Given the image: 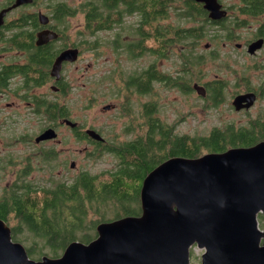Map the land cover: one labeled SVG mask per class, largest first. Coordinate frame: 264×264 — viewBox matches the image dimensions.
<instances>
[{
	"label": "flooded vegetation",
	"instance_id": "flooded-vegetation-1",
	"mask_svg": "<svg viewBox=\"0 0 264 264\" xmlns=\"http://www.w3.org/2000/svg\"><path fill=\"white\" fill-rule=\"evenodd\" d=\"M84 1L0 0V130H27L29 127L34 130L31 137L22 136L21 142L31 145L26 155L21 156L25 161L19 159L14 162L8 155L0 156L3 173H11L10 180L16 178L19 171L40 168L43 162L59 158L60 154H65L66 159L58 162L61 167L55 176L72 178L71 171H77V166L71 157L77 155L78 140H87L93 144V149L88 146L81 149L88 156L101 146L100 143H106L105 137V140H97L86 134L87 128L82 129V126L71 117V112H68V103L72 98L76 99L77 91L76 85L70 81L73 79L76 83L73 77L79 69L77 64L81 61L83 53L99 49L92 47V42L96 40L92 39L98 32L113 31L111 43L114 45V40L118 47L121 46L120 40L116 38L122 35L125 39L121 32L127 17L134 19L136 17L134 56L140 58L145 52H150L153 59L146 68L142 69L140 66L127 78L123 69L117 67L118 73L115 72L118 78L123 79L116 84L117 88L120 87L116 92L119 98L116 103H107L110 107L106 109L103 107V110L122 109L119 117L125 119L127 115H131L127 107L128 90L133 92L136 88L138 91L134 92L150 91L156 96L158 92L156 83H165L161 80L164 76L171 79L179 77L185 71L184 66L191 62L198 66H228L231 72L228 92L224 90L228 83L217 74L208 81H203L201 76H198L193 80L192 89L189 91L195 90L193 84L197 82L206 89V94L200 95L204 106L211 102L213 107H217L227 99L231 111L247 116V123L238 118L229 126L236 131H243L251 142L229 145L227 149L251 146L264 141V106H260L253 113L254 108L264 100V0H209L213 2L212 7L220 12L219 17L211 16L212 10L206 5L208 0H178L176 6L173 0H167L161 6L163 10L152 12L150 18H147L141 9L125 15L122 13L124 6L122 0H109L104 7L105 19L100 27L88 25V10L80 8ZM174 8L181 14V19L193 21L195 24L191 26L174 24ZM78 16L83 17L86 26L81 25L78 28L76 19ZM72 19L76 21L71 23ZM174 26H177L178 34L194 30L201 36L196 43L185 41L184 38H178L174 42L172 34ZM142 30L149 31L148 38L143 39ZM207 31L210 39L202 47L201 38ZM143 40L146 45L145 51H142ZM149 40H152V45H147ZM69 49H77L78 57L75 60L63 59L55 67L56 59L63 51ZM117 49L114 47V50ZM163 66H180L181 70L177 76H173L172 73L164 71ZM88 69L89 65H86V70ZM129 77L131 78L128 79ZM212 89L216 94L214 97H210ZM245 93L254 94L252 104L246 106L249 101H244L237 107L234 103L235 98ZM151 105L148 117L141 113L139 122L136 120L131 122L134 130L147 127L148 123V129L151 127L175 130L178 123L183 121L181 117L167 122L159 115L156 102H151ZM74 109L73 107L72 111ZM68 120L77 122V125L72 126ZM160 121L165 124H161ZM50 128L57 132V136L37 142L36 137ZM4 137L0 138L1 142ZM32 138L35 143L32 142ZM10 142L14 143V140L10 139ZM39 158L43 160L42 163ZM9 160L13 161L8 162ZM51 178L54 177L47 179ZM71 183L65 181V184ZM259 216L263 217L261 213ZM260 228L264 230V225Z\"/></svg>",
	"mask_w": 264,
	"mask_h": 264
},
{
	"label": "water",
	"instance_id": "water-1",
	"mask_svg": "<svg viewBox=\"0 0 264 264\" xmlns=\"http://www.w3.org/2000/svg\"><path fill=\"white\" fill-rule=\"evenodd\" d=\"M212 4H206L211 16L219 17ZM77 57V49L63 51L54 66ZM193 88L206 94L197 82ZM253 99V93H245L234 103L240 107L249 101V106ZM85 132L105 140L93 128ZM56 136L50 128L36 141ZM139 200V214L100 221L96 238L72 240L61 255L39 259L13 239L11 226L0 217V264H189L194 245L204 248L202 264H264V230L259 227V214L264 217V141L197 157L171 156L144 177Z\"/></svg>",
	"mask_w": 264,
	"mask_h": 264
},
{
	"label": "rangeland",
	"instance_id": "rangeland-1",
	"mask_svg": "<svg viewBox=\"0 0 264 264\" xmlns=\"http://www.w3.org/2000/svg\"><path fill=\"white\" fill-rule=\"evenodd\" d=\"M177 2L178 0H173L174 6H176ZM173 15L175 17L173 18L174 24L180 26H191L195 24L193 21L181 19L182 16L177 12L176 8L173 10ZM76 19L78 28H80L81 25L83 26V17L78 16ZM76 19H72L71 23H74ZM126 19L125 26L121 32L124 35V38L129 36L128 34L131 26H135L134 22L136 17L135 19L133 17H127ZM112 35L113 31L108 30L98 32L95 35L92 40H101L100 48L93 51H85L83 53L81 61L77 64L79 69L73 77L76 79V83L73 79L70 81L72 84L76 85L77 91L75 95L76 99L72 98L68 103L67 108L68 112H71V117L82 126V129L94 128L112 143L121 142L123 140H132L136 137L141 139L143 133L148 130L149 123L147 127L145 126L142 129L136 128V130H134L131 127V122L133 120L139 122L141 113L148 117V110L152 108L151 102H156L159 115L167 122H171L172 119L183 118V121L178 123L177 128L172 130L178 136H205L210 134L215 128L222 130L227 129L229 124H232L234 120L238 118L244 123H247V116L245 114L236 113L230 110V104L227 102V99H225L223 104L217 107H213L211 102H209L207 106H204L201 96L198 95L195 90L189 91L190 86L184 87L181 84H171L170 82L167 84H160V82L156 83L158 90L156 96H153L150 91L138 93L134 92L138 91L136 88L133 92L128 90L127 95L129 102H127V107L131 115H127L125 119L119 117L120 113H122V109L114 111L103 110V107L107 103H116L117 98H119L116 95V92H118V89L120 90V87L117 88L116 84H118V81H123V79L121 77L118 78L117 67L123 69L125 77L127 78L129 74L134 72V70L137 71L140 66L142 69L146 68L150 60L153 59L150 52H145L142 57L137 58L127 54L124 47H119L117 50H114V45L111 43L113 38ZM201 39L202 41L200 42V45L203 47L206 42H209V31L205 32ZM147 45H152V40L147 41ZM92 47H94L93 44ZM86 65H89L88 70H86ZM162 69L166 72L172 73L171 75L173 76H177L180 73L181 67L163 66ZM228 69H230L228 66H200V76L203 81H208L213 79L216 74L219 75L228 83L224 88L225 92H228L230 90L229 79L231 74ZM130 78L131 77L128 79ZM253 82L255 81L253 80ZM183 90L188 92L186 93ZM130 96H132V98H130ZM225 96L227 97V94ZM260 106H264V100L254 108L253 113ZM73 107L75 109L72 111ZM128 118H130V120H128ZM160 123L165 124L163 121H160ZM33 131L34 130H32L31 127L27 130H0V138L2 137L3 139L5 136L2 142L0 140V156L8 155L14 160V162L19 159L21 161L24 160L21 156L24 157L26 155V152L31 145H29V143H22V136L29 135L31 137ZM10 139H13L14 143H11ZM16 140H18V142ZM32 142L35 143L33 138ZM76 146L78 148L77 155L72 156L71 159L75 160L77 171H71L73 175L72 178L60 177V180L71 183L82 172H89L92 175H99L102 177L117 167V157L111 152L104 149L105 151L101 152L99 155H95V151L94 153H91L93 156H88L86 153L82 152L81 149H85L86 146L93 149V144L82 139L78 140ZM96 149H99V147ZM205 152L208 151L203 150L202 154ZM64 159H66L65 154H60L59 158H54L51 161L43 163V160L39 158L42 166L40 168H32L26 175V179L35 186L40 185L49 187L52 178L50 180L47 178H56L55 174L61 167V165H58V162ZM13 160H9L8 162ZM10 179L11 173H3V169L0 165V195L4 192L5 187H8L15 180V177L13 180ZM138 207L139 210H141L139 196ZM118 212L119 209L116 205L109 204L105 207L102 214L91 212L90 217L98 223L100 221L112 220L124 215L122 213L118 215ZM139 213L140 212H138V214ZM263 225L264 218L259 216V227H262ZM91 233V240L97 237L96 225ZM13 239L21 242L27 249L29 256L33 259H39L42 255L52 257L59 256L64 251V247L59 245L58 253L56 254L48 245H45L44 242L33 239L27 230L22 231L17 237L14 236ZM203 252L204 248L197 245L192 246L190 249L189 264H202Z\"/></svg>",
	"mask_w": 264,
	"mask_h": 264
},
{
	"label": "trees",
	"instance_id": "trees-1",
	"mask_svg": "<svg viewBox=\"0 0 264 264\" xmlns=\"http://www.w3.org/2000/svg\"><path fill=\"white\" fill-rule=\"evenodd\" d=\"M122 1L124 5L122 13L127 15L141 9L147 18L151 17L152 12H161L160 10H163L161 6L167 2V0ZM107 3L109 0H85L80 4L81 10H88V25L101 26L105 19L104 7ZM90 4L92 7L89 8ZM86 25V22H83V26ZM134 28L131 26L129 36L125 39L122 35L116 38L120 40L121 46H125V52L132 56L135 55L136 49ZM176 28L177 26H174L172 29L174 42L178 38H184L185 41L196 43L201 36L192 29L178 34ZM149 35L148 30H142L143 39ZM113 43L115 48H119L116 41L113 40ZM92 44L100 48L101 40H95ZM145 46L143 40L142 51L146 50ZM184 69V73L173 80L168 76L161 80L165 83H178L184 87L190 86V90L193 80L200 76V66L191 62L184 66ZM215 95L212 89L210 97ZM249 142L251 139L247 134L240 130L236 131L231 125L223 130L214 129L203 137L178 136L169 129L150 127L143 133L141 139L136 137L114 143L106 139V143H100L101 146L94 154L99 155L105 150L114 154L117 157V167L114 170L102 177L82 172L71 184H65V181L59 178H52L49 187L35 186L27 180L26 175L31 169L19 171L15 180L5 187L0 195V217L11 225L13 238L27 230L33 239L44 242L57 254L59 245L65 248L72 240L83 242L91 240V231L97 223L91 219V212L102 214L107 205L114 204L119 209L118 215L138 214L140 212L138 196L142 180L163 160L175 155L197 157L203 150L219 152L226 150L229 145Z\"/></svg>",
	"mask_w": 264,
	"mask_h": 264
}]
</instances>
